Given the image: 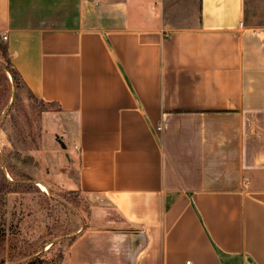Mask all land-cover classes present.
I'll return each instance as SVG.
<instances>
[{
    "label": "crops",
    "instance_id": "crops-1",
    "mask_svg": "<svg viewBox=\"0 0 264 264\" xmlns=\"http://www.w3.org/2000/svg\"><path fill=\"white\" fill-rule=\"evenodd\" d=\"M173 2L0 0L90 205L61 264H264V23L247 0Z\"/></svg>",
    "mask_w": 264,
    "mask_h": 264
},
{
    "label": "rangeland",
    "instance_id": "rangeland-1",
    "mask_svg": "<svg viewBox=\"0 0 264 264\" xmlns=\"http://www.w3.org/2000/svg\"><path fill=\"white\" fill-rule=\"evenodd\" d=\"M247 7L249 23H264V0H247ZM2 65L6 67V58L0 50V186L3 166L10 183L7 191H0V264H23L36 256L61 264L85 226L90 205L71 190L68 175L75 174L76 161L65 155L59 142L65 133L59 114L21 80L13 100L12 73ZM251 119L254 136L263 138L264 113ZM262 148L261 143L255 145V153ZM92 223L102 225L99 216Z\"/></svg>",
    "mask_w": 264,
    "mask_h": 264
},
{
    "label": "trees",
    "instance_id": "trees-1",
    "mask_svg": "<svg viewBox=\"0 0 264 264\" xmlns=\"http://www.w3.org/2000/svg\"><path fill=\"white\" fill-rule=\"evenodd\" d=\"M0 50L3 53V57L6 58V67L7 69H9L12 73L15 85L18 86L19 85V81H23L21 78V75L19 74V72L17 71V69L14 67L13 63H12V59H11V55L9 52V46L8 43L5 41H1L0 40ZM2 185L0 186V191L4 192L5 190L7 191V185H10L9 181L7 180V176L6 174L3 172L2 170ZM23 264H51L50 262L43 260L42 257L40 256H36L31 258L30 260H28L27 262L23 263Z\"/></svg>",
    "mask_w": 264,
    "mask_h": 264
},
{
    "label": "water",
    "instance_id": "water-1",
    "mask_svg": "<svg viewBox=\"0 0 264 264\" xmlns=\"http://www.w3.org/2000/svg\"><path fill=\"white\" fill-rule=\"evenodd\" d=\"M2 66H3V65H2ZM3 67H4V66H3ZM4 68H6V67H4ZM6 70H7V68H6ZM11 79H12V81H13V89H14L13 100H14V97H15V91H16V86H15L14 79H13L12 76H11ZM10 107H11V105L9 106L8 110L10 109ZM3 169H4V172L6 173V168H5V166H3ZM35 182H37V181H35ZM37 183H39V182H37Z\"/></svg>",
    "mask_w": 264,
    "mask_h": 264
},
{
    "label": "built area",
    "instance_id": "built-area-1",
    "mask_svg": "<svg viewBox=\"0 0 264 264\" xmlns=\"http://www.w3.org/2000/svg\"><path fill=\"white\" fill-rule=\"evenodd\" d=\"M240 24L243 25V22H241ZM6 38H7V36L4 35V36H3V39H6ZM186 264H191V260H188V261L186 262Z\"/></svg>",
    "mask_w": 264,
    "mask_h": 264
},
{
    "label": "bare ground",
    "instance_id": "bare-ground-1",
    "mask_svg": "<svg viewBox=\"0 0 264 264\" xmlns=\"http://www.w3.org/2000/svg\"><path fill=\"white\" fill-rule=\"evenodd\" d=\"M41 186H43V188H46L45 185L43 183H40Z\"/></svg>",
    "mask_w": 264,
    "mask_h": 264
}]
</instances>
